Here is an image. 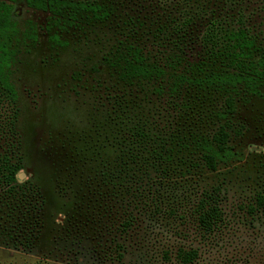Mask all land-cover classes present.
<instances>
[{"label": "rangeland", "instance_id": "obj_1", "mask_svg": "<svg viewBox=\"0 0 264 264\" xmlns=\"http://www.w3.org/2000/svg\"><path fill=\"white\" fill-rule=\"evenodd\" d=\"M243 13L231 28L248 31L264 54V0H251ZM116 41L101 26L53 24L48 14L18 10L8 69L18 95L24 166L18 182L37 188L42 203L35 215L34 202L28 204L22 234L14 229L20 214L0 209V262L14 255L19 264H119L120 244V264H180L178 248L197 252L192 264H264V210L249 209L256 195L264 197V81L237 101L232 120L242 134L232 137L235 156L217 172L197 168L175 144L171 160L151 179L127 171L105 180L121 153L118 127L145 113L146 92L133 82L128 113L114 119L106 91L120 84L119 71L103 59ZM149 187L160 200L158 212L139 203ZM204 189L216 192L221 214L210 231L190 216ZM130 213L136 221L120 232ZM23 240L30 241L24 249Z\"/></svg>", "mask_w": 264, "mask_h": 264}, {"label": "trees", "instance_id": "obj_2", "mask_svg": "<svg viewBox=\"0 0 264 264\" xmlns=\"http://www.w3.org/2000/svg\"><path fill=\"white\" fill-rule=\"evenodd\" d=\"M250 1L0 0V209L20 214L15 232L27 229L28 204L34 202L29 208L35 215L42 203L37 188L28 181L18 182L24 169L16 127L18 95L8 69L20 7L48 14L53 24L64 20L101 26L117 38L103 59L119 71L120 84L106 91L113 113L116 110L115 120L128 113L129 84H141L146 92L140 102L145 109L142 117L118 127L121 153L116 166L103 173L105 180L113 181L127 171L139 173L141 180L160 174L175 144L180 146L178 152L194 158L195 166L209 174L235 156L230 142L242 134V127L232 120L237 101L254 94L264 81V54H258L248 31L235 30L231 23L235 14L241 21ZM194 118L201 126L192 122ZM144 195L141 208L158 212L160 200L150 187ZM217 204L215 191H201L190 212L199 229L210 231L220 220ZM254 204L250 210H264V197L256 195ZM135 221L128 214L119 224L120 232L129 231ZM22 242L23 249L30 244ZM116 248L114 261L120 264L123 247ZM197 257L196 251L183 248L175 255L180 264H192ZM5 258L0 264H19L21 259Z\"/></svg>", "mask_w": 264, "mask_h": 264}, {"label": "water", "instance_id": "obj_3", "mask_svg": "<svg viewBox=\"0 0 264 264\" xmlns=\"http://www.w3.org/2000/svg\"><path fill=\"white\" fill-rule=\"evenodd\" d=\"M18 178L20 179L21 178V175H19Z\"/></svg>", "mask_w": 264, "mask_h": 264}]
</instances>
